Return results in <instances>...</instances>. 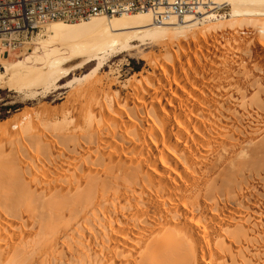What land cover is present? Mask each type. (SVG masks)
Returning <instances> with one entry per match:
<instances>
[{
  "label": "bare ground",
  "instance_id": "bare-ground-1",
  "mask_svg": "<svg viewBox=\"0 0 264 264\" xmlns=\"http://www.w3.org/2000/svg\"><path fill=\"white\" fill-rule=\"evenodd\" d=\"M211 10L47 22L42 67L0 53V87L22 91L136 42L168 51L0 124V264H264V0Z\"/></svg>",
  "mask_w": 264,
  "mask_h": 264
},
{
  "label": "built area",
  "instance_id": "built-area-1",
  "mask_svg": "<svg viewBox=\"0 0 264 264\" xmlns=\"http://www.w3.org/2000/svg\"><path fill=\"white\" fill-rule=\"evenodd\" d=\"M213 6L214 0H0V52L10 55L23 40L33 38L54 20L78 22L94 16L150 12L162 24L173 17L184 19L212 11Z\"/></svg>",
  "mask_w": 264,
  "mask_h": 264
},
{
  "label": "rangeland",
  "instance_id": "rangeland-1",
  "mask_svg": "<svg viewBox=\"0 0 264 264\" xmlns=\"http://www.w3.org/2000/svg\"><path fill=\"white\" fill-rule=\"evenodd\" d=\"M225 4L222 13L227 15L232 12V5L228 2ZM46 38L48 39L47 35L44 33V28H42L33 38L29 37L28 39L23 40L24 42L19 44V47L15 48V50H12L10 55H2V58L4 61L25 60L28 55L33 53L36 55L37 53V55L39 54V58H37L38 62L31 59L28 64L30 66L34 65L35 67H42L46 64L47 56L45 55L44 50H42L43 53L40 49L42 41L46 40ZM146 42L145 45H140V42H136L137 47L138 45L139 47L132 51L126 53L123 52L118 55H111L105 65L95 74H92V71L97 67L99 63L98 61H93L92 64L83 71L74 70L70 76L60 80V82H56V84H52V86L51 84L46 85L47 83L39 82L32 86H24V88H22L23 90L21 89L22 91H19L18 89H10L9 86L3 88L0 87V124L8 119L14 118L25 110H30L34 118L37 117V112L40 113L41 116L43 115V117H46L57 110L59 111V109L62 111L67 106L66 104L70 103L74 93L77 91L76 89L80 86V83L75 81L76 78L84 77L87 74H91L89 75L90 80H93L94 77L98 76L103 79L105 78V83H111V78L114 77H120L122 81H126L135 74H146L150 70L149 57H161L162 55L168 54L167 46L165 44L166 40L155 41L150 39V41L147 40ZM38 46L40 48H37ZM36 48L39 50L37 51ZM0 69L3 72L5 70L2 65L0 66ZM6 107H8L9 110H4ZM45 109L51 110L48 111ZM6 113H9V116L7 118H2ZM1 133L2 132H0V140Z\"/></svg>",
  "mask_w": 264,
  "mask_h": 264
},
{
  "label": "trees",
  "instance_id": "trees-1",
  "mask_svg": "<svg viewBox=\"0 0 264 264\" xmlns=\"http://www.w3.org/2000/svg\"><path fill=\"white\" fill-rule=\"evenodd\" d=\"M4 110H9V108L8 107H6V108H4ZM9 116V113H6L4 116H2V118H7Z\"/></svg>",
  "mask_w": 264,
  "mask_h": 264
}]
</instances>
